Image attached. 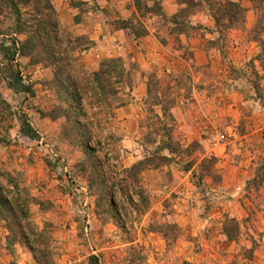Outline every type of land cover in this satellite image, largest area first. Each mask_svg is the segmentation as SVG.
Segmentation results:
<instances>
[{
    "label": "rangeland",
    "instance_id": "374dc122",
    "mask_svg": "<svg viewBox=\"0 0 264 264\" xmlns=\"http://www.w3.org/2000/svg\"><path fill=\"white\" fill-rule=\"evenodd\" d=\"M157 1L167 19L138 14L135 0H52L61 28L80 38L84 47L91 43L75 53L80 77L87 79L107 58L121 57L127 66L135 63L139 68L133 92L129 96L122 90L113 99L112 111L101 108L88 91L83 95L81 120L95 135L90 146L98 151L106 179L112 181L160 144V137L157 144L147 143L156 137L149 134L148 124L157 127L146 102L149 82L158 92L171 87L174 93V136L186 148L199 143L195 151L176 154L170 164L142 174L140 187L150 202L147 211L137 215L115 186L113 210L125 215L123 223L117 225L104 214L107 202L97 208L98 197L87 182L91 168L83 171L78 166L85 160L84 150L64 138V119L48 116L59 105L51 67L31 65L30 58L18 56V65L11 67L32 93L8 87L2 46L25 39L12 33L11 11L0 16V33L5 35L0 37V92L13 111L5 120L8 139L0 145V167L43 203L31 206V218L46 231L44 245L53 264H264V105L257 99L253 75H263L256 59L261 45L252 31L258 15L248 0H234L247 9L246 22L226 35L221 51L214 43L219 34L207 4L190 18L196 28L186 36L175 33L170 21L181 7L177 0ZM135 15V22L141 21L150 32L137 40L131 31L115 28L117 20ZM260 38L264 41V33ZM131 51L140 54L147 69ZM20 117L39 133L38 140L21 135ZM206 156L217 159L214 176L199 167ZM192 160L197 163L187 170ZM256 176V183L250 184ZM133 194L130 187L129 195L138 201ZM227 218L239 222L235 240L223 232ZM8 234L0 221V264H38L29 247H9Z\"/></svg>",
    "mask_w": 264,
    "mask_h": 264
},
{
    "label": "trees",
    "instance_id": "16d2710c",
    "mask_svg": "<svg viewBox=\"0 0 264 264\" xmlns=\"http://www.w3.org/2000/svg\"><path fill=\"white\" fill-rule=\"evenodd\" d=\"M149 1L152 2V5H148L147 1L135 0L136 12L143 16L150 13L167 19L159 1ZM248 1L258 15V22L252 31L257 33V37L254 38L261 45V51L256 59L263 75L260 76L255 71H253V75L257 77L254 82L257 99L264 105V41L260 38L264 33V0ZM177 2L181 7L170 20L176 25L174 32L187 36L190 30L195 29L190 18L205 3L209 7L216 32L219 34L214 43L218 44L217 48L221 51L224 50L226 35L233 29L243 27L246 22L247 9L234 0H177ZM6 11H11L15 17V30L12 33L15 36H25L23 41L12 39L11 46H2L7 53V58H5L8 60L6 71L8 74L6 79L9 80L8 87L15 92L32 93V89L23 83L20 72L14 71L11 67L18 52L21 57L30 58L31 65L42 64L45 67H51L54 72L51 86L59 96V105L54 107L48 116L53 120L64 119V138L70 142L74 140L84 150L85 160L78 166L83 171L91 168L87 182L89 189L98 197L97 208H104L107 202L110 206L104 211V214L109 215L117 225L123 223L125 215L113 210L115 207L113 187L115 186L135 206L137 215L147 211L150 202L144 189L140 187L142 174L147 170H158L170 164L176 154L190 153L199 147V143L194 142L186 148L174 136L177 121L172 114V109L176 106V100L171 87L166 91L158 92L157 86L151 88L152 84L149 82L147 90L146 102L149 104L148 112L152 116L150 121L151 123L156 122L157 125L154 127L148 124L152 128L149 134L156 137H149L147 143L157 144V138L160 137V144L154 151H148L147 157L137 161L131 167L125 168L121 175L109 181L100 173L98 151L90 146L95 135L90 131L88 122L81 120V117L85 115V112L82 113L83 95L88 91L101 108L112 111V103L115 102L113 99L116 100L122 90H128L129 96L133 92L136 82L135 75L139 68L135 63H130L127 66L121 57L107 58L100 63L97 71L88 74L87 79L80 77L83 72L75 67L78 60L75 53L84 51L91 43L84 47L80 38H74L72 34L61 28L52 0H0V16ZM137 16L128 20H117L115 28L131 31L135 40L148 36L150 34L148 28L141 21L135 22ZM0 35L4 34L0 33ZM162 44L165 43L162 42ZM251 66L254 68L253 62ZM125 104L126 102L118 103L114 109ZM157 108L160 109V113H157ZM11 115H13L11 106L0 92V145L7 142L8 130L5 127V120ZM19 122L21 135L32 140L40 138L39 133L25 117H20ZM195 163L197 160L190 161L186 169L190 170ZM216 163V157L206 156L202 159L199 167L201 169L205 167L204 173L209 174L206 176H214ZM261 171L264 179V168ZM257 179L258 176L250 184L256 183ZM130 187L133 190V195L138 197V201L129 195ZM32 205L43 206V203L23 187L19 178L11 171L0 167V221L4 222L5 228L9 232L8 246H14L16 243L23 244L29 247L38 264H53L49 261V251L44 245L46 231L39 230L31 218ZM239 230V222L236 219L227 218L225 220L223 232L229 240L237 239L240 235ZM163 235L167 237L168 234L163 232Z\"/></svg>",
    "mask_w": 264,
    "mask_h": 264
},
{
    "label": "built area",
    "instance_id": "2783aa9c",
    "mask_svg": "<svg viewBox=\"0 0 264 264\" xmlns=\"http://www.w3.org/2000/svg\"><path fill=\"white\" fill-rule=\"evenodd\" d=\"M0 37H4L3 35H0ZM19 47V46H18ZM18 56H20L19 55V52L17 53V55H16V57H15V59L12 61V64L13 65H15V66H17L18 64ZM224 137H223V135H221V134H219L218 136H217V141L219 142V143H222V142H224Z\"/></svg>",
    "mask_w": 264,
    "mask_h": 264
},
{
    "label": "crops",
    "instance_id": "0c3cea01",
    "mask_svg": "<svg viewBox=\"0 0 264 264\" xmlns=\"http://www.w3.org/2000/svg\"><path fill=\"white\" fill-rule=\"evenodd\" d=\"M135 53V59H137V62H142L141 67L147 69V63L144 59L141 58L140 54H138L136 51H131Z\"/></svg>",
    "mask_w": 264,
    "mask_h": 264
}]
</instances>
